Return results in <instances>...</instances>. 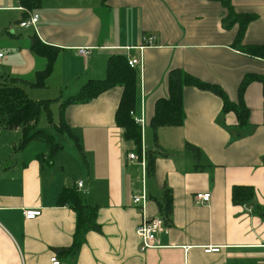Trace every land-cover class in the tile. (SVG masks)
Here are the masks:
<instances>
[{"label":"crops","instance_id":"0c3cea01","mask_svg":"<svg viewBox=\"0 0 264 264\" xmlns=\"http://www.w3.org/2000/svg\"><path fill=\"white\" fill-rule=\"evenodd\" d=\"M21 1L0 0V85L21 87L33 101H49L47 122L60 143L50 136L61 149L51 154L36 141L18 149L20 130L0 131V264H51L52 258L60 264H264L262 85L253 82L245 90L250 126L243 130L237 129L234 114L220 118L218 97L195 88L183 91L182 127H149L156 100L167 96L170 70L182 69L219 85L231 101L244 75L264 74V58L232 48L237 27H223L227 12L221 4L41 0L28 10ZM229 2L236 14L256 16L247 25L242 45L264 46V0ZM31 15L39 16L36 29L20 28ZM150 36L153 44L140 49L143 37ZM32 38L58 49L52 74L41 89L32 84L45 60L31 51ZM78 48H86L88 55H78ZM116 54L140 62L133 112L143 119L141 153L150 158L153 169L145 181L149 200L143 211L132 203L142 191L141 178L135 180L138 164L127 160L134 145L114 123L122 88L65 108V123L81 151L69 134L57 130L62 101L89 80L103 79L108 58ZM77 181L86 190L79 193L83 200L96 207V217L95 229L71 255L63 251L73 243L75 213L59 206L58 198L64 190L76 189ZM233 187H251L254 199L235 205ZM166 191L172 202L166 227L158 232L153 248L140 251L135 228L143 219L160 216L157 201ZM207 193V205L195 203V194ZM27 209L41 215L27 221ZM207 247L219 252L207 254Z\"/></svg>","mask_w":264,"mask_h":264},{"label":"trees","instance_id":"16d2710c","mask_svg":"<svg viewBox=\"0 0 264 264\" xmlns=\"http://www.w3.org/2000/svg\"><path fill=\"white\" fill-rule=\"evenodd\" d=\"M41 0H22L20 5L28 10L34 9ZM219 2L226 10V17L223 19V27L227 30L237 27L232 48L248 56L264 58V46H244L242 39L247 25L255 20L252 14H236L229 0H209ZM31 51L45 60L44 69L37 73L33 86L43 88L46 80L53 71L54 63L57 58L58 49L42 45L34 38L30 46ZM258 82L262 85L264 96V74L248 73L238 85L236 100L231 101L217 84L208 83L185 72L182 69H173L167 73L166 89L167 96L157 99L154 104L153 116L150 118L149 127L156 131L159 128L182 127L185 122L183 110V91L185 88H195L208 92L218 97L222 102L221 115L232 113L237 121V129L243 130L249 125V109L244 103V93L248 85ZM115 87L122 88V93L114 115L115 126L123 131V139L134 145V153L137 157V164L142 155L141 129L135 123L131 112L135 111L137 105V78L135 69L128 66L127 58L123 55H112L108 58L105 69V77L101 80H89L80 90L65 101L59 107V123L57 130L66 132L71 136L74 145L81 151L80 144L71 134L69 127L64 120V110L69 105L87 103L108 90ZM49 101L36 102L27 96L23 88L15 85H0V131L20 130L21 138L18 149L24 148L31 142L43 143L51 154L59 151L61 146L56 144L50 135L44 131L36 129L40 114L44 113L51 122V112ZM224 126V125H222ZM146 178L148 173H152L151 160L146 156ZM139 167V165H138ZM255 197L251 187H233L231 200L235 205L250 203ZM59 206H67L75 213V232L73 235L72 246L64 250L65 254L76 255L79 251L83 236L92 229H95L94 220L96 217V207L88 205L75 188L64 190L58 198ZM160 216L167 220L172 211V202L169 191H166L157 201Z\"/></svg>","mask_w":264,"mask_h":264},{"label":"built area","instance_id":"2783aa9c","mask_svg":"<svg viewBox=\"0 0 264 264\" xmlns=\"http://www.w3.org/2000/svg\"><path fill=\"white\" fill-rule=\"evenodd\" d=\"M39 21V16L37 15H31L28 16L27 19L22 21L19 24L20 28L28 29L33 28L36 29L37 23ZM154 42V37H143L142 39V48H145V46H151ZM78 55L86 56L88 55V50L86 48H78L77 49ZM3 58V54L0 53V61ZM140 65V62L137 60H129L128 66L131 69H135L137 66ZM130 115L133 117L135 123L142 129L144 122L142 117H136L134 115V112H131ZM127 160L129 161H136L137 157L134 153H129L127 155ZM138 165L140 167L141 171V183H142V191L139 196H133L132 197V203L136 206H139L140 209L143 211L144 206L149 200V196L147 194V191L145 189V178H146V157L145 154L142 153L141 158L138 162ZM75 187L80 194H85L86 190L83 189V184L81 181H77L75 184ZM195 203L198 205H207L210 201L211 195L210 194H195L194 195ZM41 215V211L39 210H24L23 211V217L27 221H33L37 219ZM165 222L164 219L161 216L154 217L152 219H143L142 222L135 228V234L138 239L139 243V249L140 251H145L147 249L153 248L155 246V240L156 236L159 231L163 230L165 228ZM204 252L209 253H218L219 249L217 247H207L204 249ZM51 264H60L59 261L56 258H52L50 260Z\"/></svg>","mask_w":264,"mask_h":264},{"label":"rangeland","instance_id":"374dc122","mask_svg":"<svg viewBox=\"0 0 264 264\" xmlns=\"http://www.w3.org/2000/svg\"><path fill=\"white\" fill-rule=\"evenodd\" d=\"M26 32H27V34H31V30L26 31ZM34 98H38V96L34 97ZM36 102H40V100L36 101ZM52 112H53V121H54L53 123H57V111H56V107L55 106H52ZM37 129L38 130H44L48 135H53L56 138V142L60 143L59 134H57L53 128L49 127V124L47 122V116L44 113L41 114V118L38 121ZM138 171L139 172L137 174V178L135 179L137 181H139L140 178H141L140 167H139Z\"/></svg>","mask_w":264,"mask_h":264}]
</instances>
